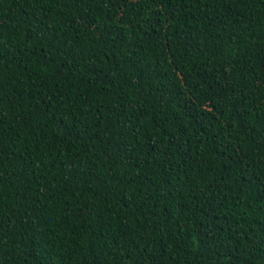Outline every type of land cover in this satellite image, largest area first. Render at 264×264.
Instances as JSON below:
<instances>
[{"label":"trees","instance_id":"1","mask_svg":"<svg viewBox=\"0 0 264 264\" xmlns=\"http://www.w3.org/2000/svg\"><path fill=\"white\" fill-rule=\"evenodd\" d=\"M0 264H264V0H0Z\"/></svg>","mask_w":264,"mask_h":264}]
</instances>
